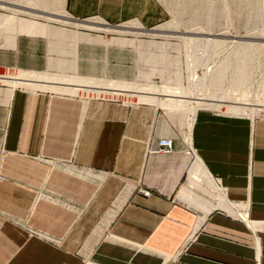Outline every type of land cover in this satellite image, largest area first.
Segmentation results:
<instances>
[{
    "label": "crops",
    "instance_id": "0c3cea01",
    "mask_svg": "<svg viewBox=\"0 0 264 264\" xmlns=\"http://www.w3.org/2000/svg\"><path fill=\"white\" fill-rule=\"evenodd\" d=\"M147 1L65 7L149 26L160 19ZM26 59L0 52V70L71 63ZM14 84L0 77V264H264V118L201 109L183 131L198 156L186 161L175 144L148 153L171 138L153 105Z\"/></svg>",
    "mask_w": 264,
    "mask_h": 264
},
{
    "label": "rangeland",
    "instance_id": "374dc122",
    "mask_svg": "<svg viewBox=\"0 0 264 264\" xmlns=\"http://www.w3.org/2000/svg\"><path fill=\"white\" fill-rule=\"evenodd\" d=\"M147 5L146 17L160 19L149 26L133 19L110 23L97 15L77 20L65 0H0V52L26 63L28 56L45 55L71 62H60L57 69H2L0 77L20 87L153 105L162 135L172 139L162 138H170L186 161L198 156L183 131L201 109L264 116V0H148ZM89 57L91 68H75ZM138 92L155 94L161 104ZM169 99L178 102L176 108L165 106ZM253 105L251 116L246 110ZM153 152L159 151L148 153Z\"/></svg>",
    "mask_w": 264,
    "mask_h": 264
},
{
    "label": "built area",
    "instance_id": "2783aa9c",
    "mask_svg": "<svg viewBox=\"0 0 264 264\" xmlns=\"http://www.w3.org/2000/svg\"><path fill=\"white\" fill-rule=\"evenodd\" d=\"M260 116L264 117L262 115H260ZM260 116H258V117H260ZM158 148H159L158 149L159 152L168 154L173 149V142H172V140L170 138H162L158 142ZM143 194H144V196H148L149 193L148 192H144Z\"/></svg>",
    "mask_w": 264,
    "mask_h": 264
},
{
    "label": "bare ground",
    "instance_id": "6f19581e",
    "mask_svg": "<svg viewBox=\"0 0 264 264\" xmlns=\"http://www.w3.org/2000/svg\"><path fill=\"white\" fill-rule=\"evenodd\" d=\"M172 92H173V91H172ZM168 103H169V104H168ZM168 103L165 104V106H167V107H169V108H170V107H171V108H172V107L174 108V107H176V104H177L178 102H177V103H174V102L168 101ZM162 104H163V103H162ZM162 106H163V105H162ZM190 106H191V105H190ZM261 106H262V105H261ZM222 107H223V106H222ZM255 107H256V105H255V106L253 105V108H254V109H252V108L248 109V111L250 112L251 116H254V112L256 111V108H257V107L255 108ZM261 110H263V109H261ZM188 114H190V113H188Z\"/></svg>",
    "mask_w": 264,
    "mask_h": 264
}]
</instances>
